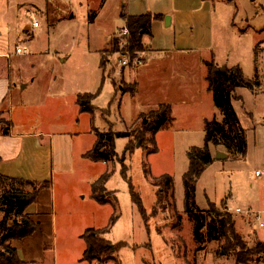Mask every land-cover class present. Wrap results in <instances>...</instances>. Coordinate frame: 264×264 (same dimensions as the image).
Masks as SVG:
<instances>
[{"label": "rangeland", "instance_id": "374dc122", "mask_svg": "<svg viewBox=\"0 0 264 264\" xmlns=\"http://www.w3.org/2000/svg\"><path fill=\"white\" fill-rule=\"evenodd\" d=\"M37 1L42 2L37 7L22 6L11 26L4 19L7 0H0V61L9 63L10 77L16 85L12 121L15 132H41L42 142L49 149L44 162L45 176L41 175L44 179L36 181L52 183L46 192L52 200L44 214L47 213L55 227L44 264H79L78 258L85 247L81 238L84 231L107 227H110L107 240L128 246L115 252L109 261L102 258L101 264H234V257L225 253L222 241L207 238L206 225L212 216L203 212L195 216L184 213L187 150L203 146V131H160L155 137L156 152L148 135L139 140L118 138L115 150L118 161L93 162L83 158L96 141L93 129L104 132L108 122L117 132L131 131L142 122L147 123L149 111L157 109L164 100L180 97L173 92H178V81L170 76L171 69L176 68V65L170 67L175 61L173 56L154 55L149 60L146 68L161 67L163 73L158 78H164L157 81L155 102L148 104L137 93L128 92L133 84L126 83L118 71L121 56L130 53L124 38L119 37L125 25L117 12L122 0H109L103 7V0H47L46 4L45 0ZM126 3L130 15L150 12L165 15L162 24L153 25V46L192 50L196 55L180 58L187 63L184 67L192 64L194 85L203 80L201 64L196 59L207 60L212 56L220 65H239L245 79L255 77L259 81L256 93L240 88L233 101L245 131V156L226 153L223 147L211 148L214 160L197 182L195 199L202 211L208 209L209 202L241 209L242 214L229 211L237 231L249 246L256 243L255 237L264 241V228L260 227L264 223V0H126ZM99 8L102 10L93 23L90 14ZM28 9L36 12L40 23L35 31ZM167 18H175V25L167 27ZM178 21L181 32L176 30ZM234 22L243 29L239 37ZM24 24L30 25L26 33L21 31ZM116 27L119 28L107 46ZM182 34L189 38L180 41ZM209 39L213 45L204 49ZM17 45L27 46L29 52L16 55ZM142 45L141 52L130 55L131 60H144V65L150 48L146 43ZM100 53L105 61L104 76L111 82L107 79L103 82ZM130 69H126L127 77L131 76ZM26 84L28 87L24 89ZM87 92L96 94L94 126L90 114L80 113L73 105L71 94ZM22 103L27 107L20 108ZM110 104L107 115L104 109ZM142 111L144 117L136 121ZM0 115L7 121L3 113ZM130 141L132 149L125 153ZM218 152L227 154L228 158L217 160ZM107 172L110 174L105 186L108 194H104L107 202L100 204L92 198V184ZM165 175L174 181L175 202L168 194L158 203L155 181ZM131 185L143 202L145 217L133 203ZM39 209L35 220L43 222L45 217L41 212L45 209ZM2 215L0 212V219ZM113 215L116 220L112 224ZM252 264H264V255Z\"/></svg>", "mask_w": 264, "mask_h": 264}, {"label": "trees", "instance_id": "16d2710c", "mask_svg": "<svg viewBox=\"0 0 264 264\" xmlns=\"http://www.w3.org/2000/svg\"><path fill=\"white\" fill-rule=\"evenodd\" d=\"M48 5V4H47ZM162 15H153L151 13L143 15H122L125 27L129 31L127 37L128 51L130 53L141 52L143 49L142 41L146 36L151 35V26L154 21L163 19ZM90 20L94 21L93 15ZM113 44L116 42L112 41ZM256 55L257 52L255 51ZM100 66L103 72V82L107 79L105 73V61L100 53ZM206 67L205 81L208 84V92L212 94L216 110L222 116V120L213 117L211 120L204 121V144L202 147L193 146L187 150L188 170L183 174L184 185V213L195 216L197 212H203L211 217L206 225L208 240L222 241L223 249L227 255L234 257V264H252L258 256L264 255V242H256L249 246L243 235L237 229L232 213L228 211L227 205L217 206L209 202L207 210L202 211L197 207L195 191L198 180L206 169L212 164L214 158L211 148L223 147L226 153L236 157L245 156L247 143L245 131L240 125L237 114L233 107V101L236 100V92L240 88H246L256 93L257 87H260L259 81L253 79L247 80L244 77L242 68L237 66H228L227 64H218L212 56L210 60H203ZM137 85H133L128 91L135 94ZM96 94L83 93L77 96V105L80 113H88L91 116L92 124L95 122V112L97 108L93 102ZM111 104L107 109L109 115ZM1 114V113H0ZM142 114L140 118H143ZM147 123H143L128 132H117L109 123L108 129L101 132L93 129L96 135V141L93 147L86 152L83 157L93 162H113L116 157V140L118 138L142 139L145 135L150 136L151 144L154 145V152L157 151L155 137L160 131L168 130L174 123L172 109L170 104L161 103L157 109L149 111ZM94 126V124H93ZM12 127L10 121H4L0 115V135H9ZM132 141L128 143L125 153L131 151ZM0 159V164H1ZM126 177V176H125ZM110 174L104 173L92 184V198L100 204H105L107 193L106 184L109 181ZM0 184L2 192L0 194V212L3 214L0 219V264H25L12 246L13 241L23 240L33 236L40 230V225L27 214V210L32 206L40 192L45 189H51L50 180L43 182L29 181L17 178H10L0 175ZM155 187L158 188L157 202L160 203L168 194L174 200L173 188L174 181L171 176H162L155 181ZM30 188V191H27ZM130 193L133 203L136 205L142 217H145V208L138 193L131 185ZM175 202V200H174ZM116 220V216L111 217V223ZM110 227L103 229H86L81 236L85 242V250L81 261L104 262L109 261L115 252L128 244L119 242L113 244L106 239ZM133 249H135L133 247Z\"/></svg>", "mask_w": 264, "mask_h": 264}, {"label": "crops", "instance_id": "0c3cea01", "mask_svg": "<svg viewBox=\"0 0 264 264\" xmlns=\"http://www.w3.org/2000/svg\"><path fill=\"white\" fill-rule=\"evenodd\" d=\"M108 1L109 0H103L102 1L103 4L101 6L103 7V5H106ZM122 1L124 2V0ZM123 2L121 3V7L118 8L117 11L119 12V18L121 20L123 14L130 15L126 12L128 4L125 1L126 4H124L123 7ZM41 3L42 2H38L37 0H28V1L7 0V6H6L7 10L5 11L6 13L4 15V19L9 20L10 25L13 26L12 21H14L16 17H18L17 13L21 11L22 6L37 7ZM46 3L47 0H45V4ZM87 5L90 4L88 3ZM123 8H125V11L121 10ZM99 9L92 10V13L90 14V16L93 15L94 17L93 23L96 22L100 14L99 11L102 10ZM150 13L152 14V12ZM153 15H162L164 18L159 21H154L151 26V35L146 36L143 39V42L148 43L150 48V50L147 52L146 55L147 60L145 61L142 67L135 70L130 69L131 72L130 77L126 76V69L122 71V76L126 83L130 85L131 84L137 85V90H136L137 95L140 96L141 98H145L146 103L151 104L155 102L153 100V97L154 94L156 93L157 88H159L157 81H159V79H163L164 77L158 78L159 73H163L161 67H158L156 69L154 68V70L147 69L146 67L148 65V62L154 55L173 56L172 58H174L175 63L174 62L171 63L170 67L176 65V68L171 69L172 73L170 74V76L172 77V80L174 78L175 81H178L179 84V86L177 87L178 92L175 91L173 92L178 93L177 95H180V97H178V99L176 100H167V101L164 100L163 102L171 105L172 116L174 118V123L172 127L168 130H172V131L198 130V131H203L204 133L205 120H211L213 117H217V119L220 120L222 117L214 106L212 94L208 92V84L205 81L206 70L204 65L202 64L203 60L206 59L200 58V61L196 59L197 64L198 65L201 64V69L199 71H200V77L203 78L200 84L196 86L194 85V80H191L192 64L190 63L189 64L190 67L186 68L184 67L187 65V63H184L186 61L180 58V56L186 54H195V53L192 52V50L190 49L182 48L178 46H175L173 48L170 47L166 49L164 48L155 49L153 46L154 44L153 25L155 26L158 24H162L165 20V15L158 13H153ZM175 22H176L175 18L172 19L169 18L166 26L169 27L175 25ZM233 25L237 31L236 34H238L239 37L241 33H243V29L237 26L236 22H234ZM29 26H26L24 24V28L21 31L26 33L25 31L29 29ZM118 28L119 27H116L111 32V35L109 36L108 42L106 44L107 46L111 41L112 35H114V33ZM176 30L178 32H181L182 30L180 21L177 22ZM187 38H189V36H186L185 34L180 35V41L187 40ZM190 41H192V38ZM212 45H213L212 39H209L207 46L205 45L204 49H209V47H211ZM107 46H105L103 49H105ZM103 49H101L100 52ZM254 50L256 51V48ZM211 55H214V53L211 52ZM210 59L211 57L207 58V60ZM9 71H10L9 63L4 64L1 63L0 61V113H3L5 115L6 120L9 121L10 119V122L12 123V127L9 135L6 136L0 135V159L2 161L0 164V175L10 178L29 180V181H41L42 179H44L42 177L45 176L44 167L46 163L44 164V162L45 159H48L49 156L48 145L42 142L41 132L39 133L15 132L12 121L14 117L13 96L16 92V87H15L16 85L13 83ZM27 87H28L27 84L24 85V89H26ZM79 94L82 93L71 94L73 97V105L78 108L77 109L78 111H79V106L77 105V96ZM159 100L160 99L158 98L157 102ZM26 107L27 106L24 105V103L20 104V108L23 109ZM143 113H144L143 111L138 113L137 118L140 117ZM47 191L48 189L42 190L36 202L32 206H30L27 210V214L31 217L33 221L36 222L35 215L40 210L39 208L45 209V210L42 209L43 212H41L43 217H45V219L43 220V222L41 221L38 222L40 225V230L29 238L12 242V246L17 250L19 258L23 262H25V264H44L46 258V249L49 248L52 243L53 225L55 227V223L50 221V217L47 215V213L44 214L46 212V209H48L51 198L50 195H47L48 194L46 193ZM257 239L258 237L257 238L255 237L256 242H264L260 239H258L257 241ZM83 252L81 256L78 258L79 264L87 263L81 261Z\"/></svg>", "mask_w": 264, "mask_h": 264}, {"label": "built area", "instance_id": "2783aa9c", "mask_svg": "<svg viewBox=\"0 0 264 264\" xmlns=\"http://www.w3.org/2000/svg\"><path fill=\"white\" fill-rule=\"evenodd\" d=\"M126 1V0H124ZM27 15L31 18L32 20V24H31V27L33 29V31L37 30L40 28V23L36 20V12L34 10H29L28 9V12H27ZM129 36V31L128 29L125 27H123V29H121V32L119 33V37H123L124 38V43L128 46V42H127V37ZM145 43V42H143ZM142 43V44H143ZM148 45V43H146ZM29 52V49L27 46H21V45H17L16 47V50H15V54L16 55H23V54H26ZM129 55H123L121 56L122 59H120L118 61L119 63V72L122 74V71L125 70V69H130L131 66L137 68V67H141L143 65V62L144 60L142 59H134V60H131V55L130 53H128ZM5 57L9 58L8 55H5ZM258 174V173H257ZM228 211L230 212H233L235 211L236 213H243V211L239 208L233 210V209H228ZM256 219H259V215H256L255 217ZM260 227L263 228L264 227V224H260Z\"/></svg>", "mask_w": 264, "mask_h": 264}, {"label": "water", "instance_id": "95a60500", "mask_svg": "<svg viewBox=\"0 0 264 264\" xmlns=\"http://www.w3.org/2000/svg\"><path fill=\"white\" fill-rule=\"evenodd\" d=\"M123 7H124V4H123ZM167 20H169V18H167ZM228 158V155L225 154V153H222V152H218L217 155H216V159L217 160H224V159H227Z\"/></svg>", "mask_w": 264, "mask_h": 264}]
</instances>
